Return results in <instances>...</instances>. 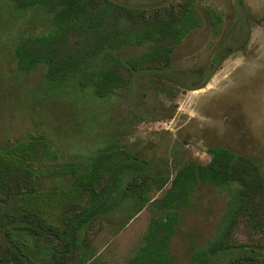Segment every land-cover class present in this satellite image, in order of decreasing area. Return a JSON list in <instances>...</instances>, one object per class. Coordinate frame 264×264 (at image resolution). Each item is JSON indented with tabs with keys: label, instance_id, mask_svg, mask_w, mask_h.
Masks as SVG:
<instances>
[{
	"label": "trees",
	"instance_id": "trees-1",
	"mask_svg": "<svg viewBox=\"0 0 264 264\" xmlns=\"http://www.w3.org/2000/svg\"><path fill=\"white\" fill-rule=\"evenodd\" d=\"M0 2L43 19L45 31L21 35L12 46L16 68L28 72L39 65L45 93L79 99L106 101L127 89L133 74L159 77L170 69L176 45L200 25L193 0ZM221 56L211 58L209 72ZM194 73L198 80L183 87L200 88L209 77ZM167 88L174 96L175 85ZM106 140L83 162L48 172L41 159L54 153L40 133L27 132L0 148V264H94L90 239L106 216L120 211L124 223L145 205L150 215L142 242L123 264H175L170 239L200 183L225 193V207L185 264H264V175L254 159L211 146L204 163L162 160L163 169L155 172L147 158L119 146L117 136Z\"/></svg>",
	"mask_w": 264,
	"mask_h": 264
},
{
	"label": "rangeland",
	"instance_id": "rangeland-1",
	"mask_svg": "<svg viewBox=\"0 0 264 264\" xmlns=\"http://www.w3.org/2000/svg\"><path fill=\"white\" fill-rule=\"evenodd\" d=\"M116 1L163 5L169 0ZM193 4L200 25L176 45L170 69L159 77L133 74L127 89L100 101L45 93L39 65L28 72L18 70L11 48L21 35L45 31L43 19L28 11H9L1 3L0 148L23 140L27 132L40 133L54 153L41 159L48 172L70 161L83 162L107 138L117 136L119 146L144 156L160 172L162 160L204 163L207 147L223 146L254 159L264 175V0ZM217 16L220 21L212 25ZM219 52L224 56L209 72L207 65ZM194 72L199 79L209 77L200 88L183 87L198 80ZM171 84L174 96L167 88ZM45 179L60 184L57 177ZM225 200V193L207 184L196 186L170 239L175 264H185L191 249L212 234ZM149 215L145 205L122 223L120 211L110 212L90 239L89 261L123 264L141 244Z\"/></svg>",
	"mask_w": 264,
	"mask_h": 264
}]
</instances>
